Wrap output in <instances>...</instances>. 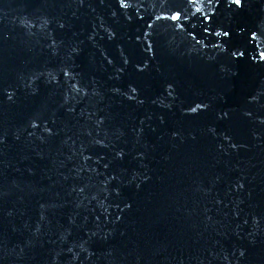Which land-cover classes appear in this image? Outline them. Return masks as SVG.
<instances>
[{
	"label": "water",
	"instance_id": "1",
	"mask_svg": "<svg viewBox=\"0 0 264 264\" xmlns=\"http://www.w3.org/2000/svg\"><path fill=\"white\" fill-rule=\"evenodd\" d=\"M127 2L0 0V264H264V0Z\"/></svg>",
	"mask_w": 264,
	"mask_h": 264
},
{
	"label": "snow or ice",
	"instance_id": "2",
	"mask_svg": "<svg viewBox=\"0 0 264 264\" xmlns=\"http://www.w3.org/2000/svg\"><path fill=\"white\" fill-rule=\"evenodd\" d=\"M187 2H188L190 5H192V6L195 7L197 4L200 3V0H187ZM206 2H207V5H209V6H211V5L213 4V0H206ZM215 3H216L217 5H219L220 0H215ZM231 4H234V5L239 6V7H243V0H230V5H231ZM120 5H121V7H128V6H129L127 0H120ZM197 11H201V8H200V7H197ZM213 11H214V10H213ZM159 18H160V17H157V19H159ZM170 18H171L172 20H179V19L181 18V12H179V11H175V12H173ZM205 19H207V20H211L212 17H211V16H208V15H205ZM204 31L207 32V31H209V29H208L207 27H205ZM216 35H217V36L223 35L224 37H227V36L230 35V33H229L228 31H224V30L221 29L220 31H217V32H216ZM251 35H252L253 38H255V37L257 36V33H256L255 31H253V32L251 33ZM217 47H219V45H217ZM150 49H151V46L149 45V50H150ZM233 55H235V56H237V57H242V56H244V52L237 50V51H235V52L233 53ZM259 58H260L261 60H264V52H261V53H260ZM253 59H255V57H253ZM125 63H127V60H125ZM65 75H67V73H65ZM132 91L135 92L136 89H132ZM133 98H134V97H133ZM199 107H204V105H197V108H199ZM191 111L195 112V111H196V108H192ZM223 115H224V116H227V113L225 112ZM249 115H250V113H249ZM34 127H35V125H34ZM48 131L50 132L51 129H48ZM98 142H101V141H98ZM232 147H235V145H232ZM117 155H118V156H122L123 153H117ZM105 167H107V165H105ZM239 187H240V188H243V184L239 185ZM129 206H130V205H129ZM244 255H245V252H244L243 250H241V252H240V256L243 257Z\"/></svg>",
	"mask_w": 264,
	"mask_h": 264
}]
</instances>
